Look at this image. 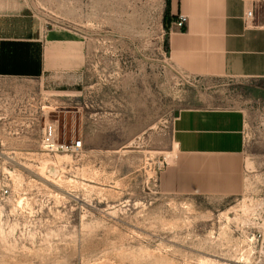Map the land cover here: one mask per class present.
<instances>
[{"label": "rangeland", "instance_id": "obj_1", "mask_svg": "<svg viewBox=\"0 0 264 264\" xmlns=\"http://www.w3.org/2000/svg\"><path fill=\"white\" fill-rule=\"evenodd\" d=\"M40 4L53 26L89 32L95 46L78 85L0 101V264H264V103L254 83L174 70L159 0ZM188 108L245 111L240 194L157 188L174 155L171 125ZM51 124L83 150L41 151Z\"/></svg>", "mask_w": 264, "mask_h": 264}, {"label": "crops", "instance_id": "obj_2", "mask_svg": "<svg viewBox=\"0 0 264 264\" xmlns=\"http://www.w3.org/2000/svg\"><path fill=\"white\" fill-rule=\"evenodd\" d=\"M48 2L52 0H0L1 102L41 98L84 79L94 36L53 26L40 4ZM59 2L67 8L69 0ZM159 2L165 19L164 45L174 70L195 79L254 83L257 98L264 103V0ZM252 6L253 22L247 27L244 18ZM179 16L187 18L182 28L176 25ZM79 112L77 108L75 114ZM246 121L242 109L180 111L171 125L174 155L159 173L157 188L184 197L240 194Z\"/></svg>", "mask_w": 264, "mask_h": 264}, {"label": "built area", "instance_id": "obj_3", "mask_svg": "<svg viewBox=\"0 0 264 264\" xmlns=\"http://www.w3.org/2000/svg\"><path fill=\"white\" fill-rule=\"evenodd\" d=\"M245 1V0H242ZM253 6L249 9L244 18L245 26H250L253 22ZM187 21L185 16H179L176 25L178 28H182ZM40 150L48 154H70L78 155L83 150L82 140H75L74 142H63L59 138L58 126L51 124L45 126L42 131L40 140Z\"/></svg>", "mask_w": 264, "mask_h": 264}]
</instances>
